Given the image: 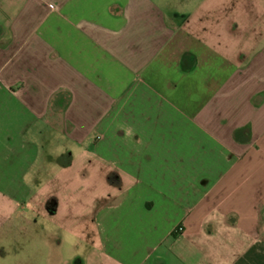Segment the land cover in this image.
<instances>
[{"label": "crops", "instance_id": "0c3cea01", "mask_svg": "<svg viewBox=\"0 0 264 264\" xmlns=\"http://www.w3.org/2000/svg\"><path fill=\"white\" fill-rule=\"evenodd\" d=\"M0 264H264V0H0Z\"/></svg>", "mask_w": 264, "mask_h": 264}, {"label": "built area", "instance_id": "2783aa9c", "mask_svg": "<svg viewBox=\"0 0 264 264\" xmlns=\"http://www.w3.org/2000/svg\"><path fill=\"white\" fill-rule=\"evenodd\" d=\"M180 231H182V227H179V228H178V232H180Z\"/></svg>", "mask_w": 264, "mask_h": 264}]
</instances>
